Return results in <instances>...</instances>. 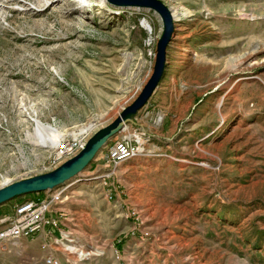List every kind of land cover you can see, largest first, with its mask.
<instances>
[{"label": "rangeland", "instance_id": "rangeland-1", "mask_svg": "<svg viewBox=\"0 0 264 264\" xmlns=\"http://www.w3.org/2000/svg\"><path fill=\"white\" fill-rule=\"evenodd\" d=\"M158 1L174 22L161 83L81 174L0 206L1 221L49 203L59 227L0 246V264H264V0ZM162 33L147 8L0 0V189L114 122L152 76ZM125 131L140 153L111 164Z\"/></svg>", "mask_w": 264, "mask_h": 264}, {"label": "water", "instance_id": "water-1", "mask_svg": "<svg viewBox=\"0 0 264 264\" xmlns=\"http://www.w3.org/2000/svg\"><path fill=\"white\" fill-rule=\"evenodd\" d=\"M120 8L151 9L159 15L163 23V33L157 44L153 74L131 105L123 109L111 124L99 129L88 140L85 147L73 158L55 170L28 178L0 189V206L29 194L52 191L81 174L107 143L116 137L127 124H135V117L151 98L161 83L166 66V50L174 31L173 16L169 9L158 0H106Z\"/></svg>", "mask_w": 264, "mask_h": 264}, {"label": "built area", "instance_id": "built-area-1", "mask_svg": "<svg viewBox=\"0 0 264 264\" xmlns=\"http://www.w3.org/2000/svg\"><path fill=\"white\" fill-rule=\"evenodd\" d=\"M78 143L64 142L60 145L62 154H73V147ZM59 148V149H60ZM58 149V150H59ZM141 145L139 137L129 135L125 131V135L114 141L109 146L105 159L111 164H117V158L122 155H130L133 157L135 153H140ZM74 156V155H73ZM57 157H55L56 159ZM56 212V208H52L51 204L43 201H26L15 206V215L12 218H4L0 221V246L13 243L20 239H30L43 235L49 239L54 238L53 229H58V219H48V213ZM51 227L46 231V227ZM47 248V244L43 246ZM47 262L58 263L48 259Z\"/></svg>", "mask_w": 264, "mask_h": 264}, {"label": "bare ground", "instance_id": "bare-ground-1", "mask_svg": "<svg viewBox=\"0 0 264 264\" xmlns=\"http://www.w3.org/2000/svg\"><path fill=\"white\" fill-rule=\"evenodd\" d=\"M102 6L104 5V0H97ZM174 18H177V15L174 13ZM143 26L145 27V28H147V30L148 31H152L151 30V27H150V25H149V23L147 22V21H143ZM248 53H244V54H241V55H239L238 57H236L235 59H233L232 60V65H233V67H235V66H238V65H241V64H243L244 63V61H245V59L248 57ZM37 124H38V128H39V130H40V127H41V125L37 122ZM40 126V127H39ZM59 140H60V136H58V135H51V137H50V139H49V141H44V139L43 138H40L39 139V143H42V144H44V145H48V146H55L58 142H59ZM82 147V146H81ZM133 157H134V155H133ZM133 157H130V155H122L121 157H119V158H117V164H120V163H122V162H124V161H126V160H128V159H131V158H133ZM116 164V165H117Z\"/></svg>", "mask_w": 264, "mask_h": 264}]
</instances>
